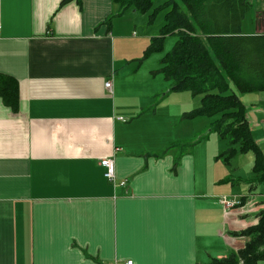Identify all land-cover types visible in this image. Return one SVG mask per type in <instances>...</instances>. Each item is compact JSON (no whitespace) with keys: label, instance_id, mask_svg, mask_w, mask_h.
<instances>
[{"label":"crops","instance_id":"1","mask_svg":"<svg viewBox=\"0 0 264 264\" xmlns=\"http://www.w3.org/2000/svg\"><path fill=\"white\" fill-rule=\"evenodd\" d=\"M61 2L0 0V74L18 90L0 95V264H210L243 248L236 232L264 209L254 155L226 162L217 116L185 117L202 95L185 105L162 60L144 57L156 36L140 11ZM231 90L264 151V90Z\"/></svg>","mask_w":264,"mask_h":264},{"label":"trees","instance_id":"2","mask_svg":"<svg viewBox=\"0 0 264 264\" xmlns=\"http://www.w3.org/2000/svg\"><path fill=\"white\" fill-rule=\"evenodd\" d=\"M71 0H62L61 6ZM121 9L134 7L149 11L154 0H115ZM176 0L165 6L166 24L159 36L152 39L144 57L163 48V38L178 35L173 49L162 59L161 71L172 81L174 91L189 90L202 95L201 104L185 117L217 116L212 129L230 140V146L219 156L229 162L238 152H252L253 170L264 182V151L252 133L241 92L264 90V33L248 34L244 22L252 9L251 0ZM17 83L0 74V95L7 103L18 98ZM249 240L237 252L210 264H259L264 261V209L258 223L236 232Z\"/></svg>","mask_w":264,"mask_h":264},{"label":"rangeland","instance_id":"3","mask_svg":"<svg viewBox=\"0 0 264 264\" xmlns=\"http://www.w3.org/2000/svg\"><path fill=\"white\" fill-rule=\"evenodd\" d=\"M167 1L168 0H154L153 6L149 11L140 12L142 19H144L143 25L146 22V25L149 28L148 32L150 33V35L159 36L161 33V29L163 28L164 24H166L167 13L172 9V5L171 6H165V2H167ZM176 1L179 2L180 6L183 8V10L186 11L184 3L181 0H176ZM251 2H252V10L248 14L245 23L251 24L253 21L256 24L257 23L262 24L264 22V0H251ZM140 28H141V26H140ZM139 30L140 29H138V31ZM177 40H178V35L175 33H169V34L165 35L163 38V48L161 50H156V51H153L151 53L152 54L151 55L152 61H156V64L160 65V63H159L160 60H162V58H164L163 56H165L169 51H171L173 49ZM232 90L236 91V89L234 87ZM184 91H185V105H192L193 104L192 98L193 97L198 98V97L192 96V94L189 90H184ZM199 116H203V115H199ZM191 130H192L191 127H189V129H186V127H185V132L187 134L189 133V131L191 132ZM212 135H213L212 137H217L216 136L217 134L214 132ZM241 157H242V159H245V160L247 159V157L253 158V153L249 152V153L245 154V156L243 155ZM244 164H248L245 166V170H243V172L246 171L245 173L247 174L248 171L250 172V170H249L250 166H249V163H244ZM260 191H264V187H262L260 189Z\"/></svg>","mask_w":264,"mask_h":264},{"label":"built area","instance_id":"4","mask_svg":"<svg viewBox=\"0 0 264 264\" xmlns=\"http://www.w3.org/2000/svg\"><path fill=\"white\" fill-rule=\"evenodd\" d=\"M105 86L112 91V80H108L105 83ZM100 163L105 167V176L113 183L117 181V175L115 171V161L113 157H105L102 158ZM122 183H126V181H122ZM223 204L225 205L226 209H231L237 205H240L242 202L241 196L235 195L233 198L229 196H224L222 199ZM123 264H134V260L129 259L125 261Z\"/></svg>","mask_w":264,"mask_h":264}]
</instances>
